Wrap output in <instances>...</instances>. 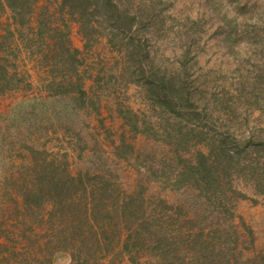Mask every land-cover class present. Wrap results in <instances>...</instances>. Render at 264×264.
Here are the masks:
<instances>
[{"label":"rangeland","instance_id":"374dc122","mask_svg":"<svg viewBox=\"0 0 264 264\" xmlns=\"http://www.w3.org/2000/svg\"><path fill=\"white\" fill-rule=\"evenodd\" d=\"M138 7L143 15L136 18L132 37L140 39L147 54L143 64L148 68L152 63L166 75L184 65L200 120L175 118L153 104L147 87L135 82L139 75L124 51L130 46L128 37L123 50L97 32L92 40L85 38L77 14L62 0L35 1L27 22L14 20V11L0 0V192L10 190L12 180L26 186L41 166L36 163L43 161L56 169V177L64 170L82 175L73 183H83L84 189H71L65 203L84 204L85 216L96 201L103 200L109 209L115 199L134 196L137 211L145 216L166 223L178 216L166 228L173 234L177 229L181 238L201 230L205 240L211 228L223 229L235 252L232 264L264 254V182L256 187L251 177L233 171L226 186L236 192L223 191L229 197L224 213L206 190L199 197L204 204L197 207L196 191L180 175L185 165L197 163L200 153L209 152L206 141L195 142L198 130L205 136L234 135L239 144L230 148L235 160L242 166L259 165L264 174V0H131V12ZM91 23L102 29L96 20ZM13 114L16 122L9 124L12 118L5 117ZM133 118L139 126L147 122L148 131H134L129 125ZM172 126L175 141L170 143L164 136ZM1 200L13 204L8 195ZM46 202L37 214L44 221L52 209L51 201ZM4 220L1 227L9 234L24 229L14 224L15 217L0 223ZM28 220L35 228L34 243L28 242L33 248L20 258L0 251V264H18L13 260L24 257L22 264H41L37 260L46 259L51 243L42 234L60 227ZM0 234L3 241L1 229ZM120 236L119 249L125 233ZM21 238L16 251L27 242ZM187 250L186 244L175 248L181 261L145 249L133 258L125 251L110 253L100 263L197 264L198 254ZM56 252L50 264H76Z\"/></svg>","mask_w":264,"mask_h":264},{"label":"trees","instance_id":"16d2710c","mask_svg":"<svg viewBox=\"0 0 264 264\" xmlns=\"http://www.w3.org/2000/svg\"><path fill=\"white\" fill-rule=\"evenodd\" d=\"M2 1H5L14 11V20L27 22L31 19L32 5L37 0ZM130 3L131 0H62L63 5H67L72 13L77 14L85 38L92 40L97 32V34L108 37L110 43L122 50L123 39L125 37L130 39V46L128 45V49L124 51L128 52L127 58L134 65L132 69L134 71L132 72L139 75L138 78H135V82L147 87L153 104H158L163 108V111L169 112L170 115L175 114V118L181 116L188 121L195 120L198 122L201 113L198 109L200 105L193 101L195 90L186 81L187 75L184 72V65L174 75H166L160 73L159 68H155L152 63L148 64V68L143 64L147 54H143L140 39L136 40L132 37V33L137 28V26H134L136 18L141 17L143 12L141 7H138L136 13L131 12ZM93 20H96L102 29H96L94 24L91 23ZM3 66L2 68L5 69ZM26 102L23 101L20 105H25ZM20 105L16 106L19 107ZM203 108H205L204 105L201 109ZM5 118L8 120L12 118L9 124L16 122L14 114ZM134 120L135 118L129 123L134 131H148L150 126H147V122H143L139 126L138 122ZM172 128L173 130L171 128L166 129V137L164 136L170 143H173L172 140L175 141V127L172 126ZM203 134L204 132L198 130L195 133V142L206 141L208 154L200 153L197 163L185 165V168L181 169L180 175L183 180L186 181L187 179L188 183L192 184L193 190L196 191V196L193 199L195 203L198 202L197 207L204 204V200L199 197H201L202 191L206 190L209 192L208 196L212 202L218 204L219 211L226 213L228 208L225 204L227 200L225 197H229L224 192L229 188L226 186L229 182L227 179L231 177L232 172L251 177L256 187L264 182V174L262 175L259 172V165L242 166L239 164L240 159L235 160V153L231 152L230 148L239 144L234 135L221 132L218 135L212 133L207 136L208 134L205 132L207 136L205 138L206 136ZM237 155L240 156V153ZM208 157H212L210 162ZM42 163H36L37 166H41H38L39 169L34 174V179L26 186L23 184L25 182L20 184L18 181L12 180L11 189L0 192V219L15 217L17 223L14 224L24 227L19 233L12 231L9 234L1 227L6 223V220L0 223V229L4 231L3 241H0L1 252L6 251L14 258L18 256L20 258V255L29 253L30 248L33 247H30L28 242L34 243L32 234L35 233L34 226L28 220L29 217H32L34 221L41 223L40 225L49 223L53 226L57 223L60 227L59 231H52V233L45 231L42 234L51 243V246L47 251L46 259L37 260L41 264H50L55 251H57L56 253L67 254L71 261L76 264H101L100 260L110 253L121 255L125 251L133 258L145 249H154L153 252L161 254L165 259H179L181 261V258H178V255L175 254V248L181 244L188 245L189 250L198 254L195 258L197 264H232L229 258L234 257L235 252L232 247H229V240L226 242L222 233L223 229L211 228L207 235L208 238L205 240H202L203 233L201 230L193 235L187 232L181 238L175 233L177 229L172 230L173 234L171 229L166 228L169 223H176L179 220L178 216L175 219H170L171 221L168 220V223L160 217L145 216L137 211L139 206L138 204L135 205L137 199L134 196L131 199H123L121 202L115 199L113 206L109 209L104 206L103 200L96 201L89 210V214L85 216L82 214L84 204L78 207V202H76L75 206L69 207L65 203L67 198L72 197L73 191L71 189L75 191L81 188L84 189L85 185H82L83 183H79L78 186L73 183L75 179L81 181L82 175L75 177L68 175L67 171L64 170L65 174H59L58 171L57 174L60 176L56 177V169H49L43 166ZM229 189L233 193L236 192L234 188ZM12 192L17 196L13 195ZM4 195H8L9 201L13 204L6 206L2 203L1 197ZM18 196H21V198ZM44 199L47 200L46 203L51 201L49 203L52 204V209L49 212L50 216L45 221L42 216L37 215L38 211L45 207L43 204ZM213 210L212 208L211 212ZM74 215H77V217H74ZM197 216L202 218L199 215ZM228 216L230 218L232 214ZM204 217L202 221H204ZM194 225H198V222ZM108 226H112V228L109 229ZM121 232H124L125 236L120 241L122 244L119 249L118 239H121ZM18 235L22 237L21 240L27 241L26 244H21L22 251H16L15 245L19 244V241L16 240ZM226 244L227 246H225ZM115 249L118 250L114 251ZM189 250L186 251V254ZM1 257L3 258V256ZM25 259L27 258L19 259L20 261L14 259L13 261L22 264ZM236 260L242 264H264V254L245 257V260L242 261L238 258Z\"/></svg>","mask_w":264,"mask_h":264}]
</instances>
